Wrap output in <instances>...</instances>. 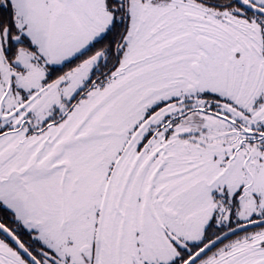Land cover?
Returning a JSON list of instances; mask_svg holds the SVG:
<instances>
[{
    "label": "snow or ice",
    "instance_id": "obj_1",
    "mask_svg": "<svg viewBox=\"0 0 264 264\" xmlns=\"http://www.w3.org/2000/svg\"><path fill=\"white\" fill-rule=\"evenodd\" d=\"M0 264H264V0H0Z\"/></svg>",
    "mask_w": 264,
    "mask_h": 264
}]
</instances>
